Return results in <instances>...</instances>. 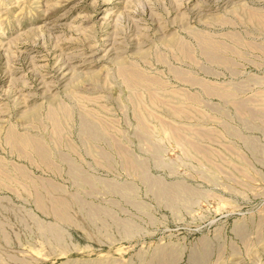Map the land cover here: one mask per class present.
<instances>
[{"label": "rangeland", "instance_id": "obj_1", "mask_svg": "<svg viewBox=\"0 0 264 264\" xmlns=\"http://www.w3.org/2000/svg\"><path fill=\"white\" fill-rule=\"evenodd\" d=\"M0 264H264V0H0Z\"/></svg>", "mask_w": 264, "mask_h": 264}]
</instances>
